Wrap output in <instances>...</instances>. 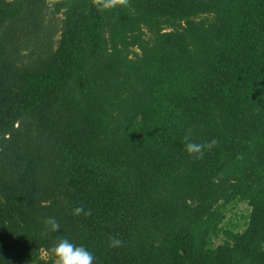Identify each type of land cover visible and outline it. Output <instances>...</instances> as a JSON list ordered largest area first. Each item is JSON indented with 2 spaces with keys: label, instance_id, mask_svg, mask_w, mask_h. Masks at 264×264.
I'll use <instances>...</instances> for the list:
<instances>
[{
  "label": "trees",
  "instance_id": "1",
  "mask_svg": "<svg viewBox=\"0 0 264 264\" xmlns=\"http://www.w3.org/2000/svg\"><path fill=\"white\" fill-rule=\"evenodd\" d=\"M63 238L94 264H264V0H0V264Z\"/></svg>",
  "mask_w": 264,
  "mask_h": 264
},
{
  "label": "clouds",
  "instance_id": "2",
  "mask_svg": "<svg viewBox=\"0 0 264 264\" xmlns=\"http://www.w3.org/2000/svg\"><path fill=\"white\" fill-rule=\"evenodd\" d=\"M97 7L99 10H107L114 8L116 6H125L127 0H96ZM190 131V130H189ZM185 151L189 155H195L196 158L203 156V149L211 148L216 144L213 140L209 144H197L191 142L189 136H185ZM90 215V212H86L83 206H78L72 209L73 216ZM50 225L48 231H57L59 229V224L56 222L55 218H49L46 222ZM122 245V241L112 237L110 238L109 247L116 248ZM48 251L54 256L55 264H94L95 257L93 254L86 249L85 246L70 242L69 239L63 238L55 241L53 245L48 249Z\"/></svg>",
  "mask_w": 264,
  "mask_h": 264
},
{
  "label": "rangeland",
  "instance_id": "3",
  "mask_svg": "<svg viewBox=\"0 0 264 264\" xmlns=\"http://www.w3.org/2000/svg\"><path fill=\"white\" fill-rule=\"evenodd\" d=\"M249 211L250 208L247 203H240L229 211L227 219L231 222H236L239 218L242 219L244 215H247Z\"/></svg>",
  "mask_w": 264,
  "mask_h": 264
}]
</instances>
